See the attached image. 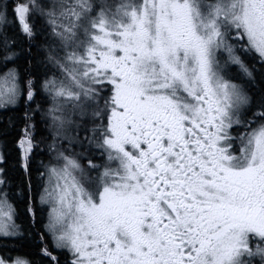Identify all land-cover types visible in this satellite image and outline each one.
I'll return each mask as SVG.
<instances>
[{
    "label": "snow or ice",
    "instance_id": "6c2138e0",
    "mask_svg": "<svg viewBox=\"0 0 264 264\" xmlns=\"http://www.w3.org/2000/svg\"><path fill=\"white\" fill-rule=\"evenodd\" d=\"M257 64L264 0H0V264H264Z\"/></svg>",
    "mask_w": 264,
    "mask_h": 264
},
{
    "label": "trees",
    "instance_id": "16d2710c",
    "mask_svg": "<svg viewBox=\"0 0 264 264\" xmlns=\"http://www.w3.org/2000/svg\"><path fill=\"white\" fill-rule=\"evenodd\" d=\"M256 79L258 82L256 87L259 88L260 83L264 82V77L261 76L259 69L256 73ZM19 114L20 113L16 112L0 113V142L7 141L10 147L12 146V140L16 136L17 128L8 127V135H4L5 127L8 125L10 117L15 120ZM18 127H22V125H18ZM41 148L44 150L41 151L40 149H37V153L33 156L30 176L32 193L36 196L37 201L39 199V191L43 187V179L40 177L39 172L43 171L44 169L40 162L43 161L44 163H48L52 158L44 145H41ZM5 155L7 163L2 166L7 169L8 184L11 188L13 200L18 210L17 223H20L24 226V231L26 234L24 241L20 244H17L16 247L18 252L31 255L33 252V247L31 245V241L27 237L28 225L31 223V220L30 218H27L25 214L29 177L25 176L23 170L19 166L18 152L13 150L11 154L5 153ZM18 193H22V195H19ZM37 208L39 209V205H37ZM43 215L46 217V211H44ZM40 216L41 213L38 210L37 218L39 219Z\"/></svg>",
    "mask_w": 264,
    "mask_h": 264
},
{
    "label": "flooded vegetation",
    "instance_id": "af4514ba",
    "mask_svg": "<svg viewBox=\"0 0 264 264\" xmlns=\"http://www.w3.org/2000/svg\"><path fill=\"white\" fill-rule=\"evenodd\" d=\"M256 67H257V70L259 69V65L257 64L256 65ZM45 211H46V214H47V209L45 208ZM9 247H12V245H9ZM16 253H13V255H15Z\"/></svg>",
    "mask_w": 264,
    "mask_h": 264
}]
</instances>
